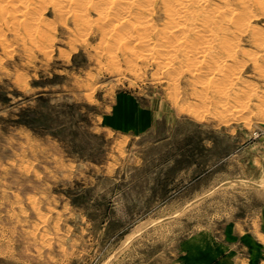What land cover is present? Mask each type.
<instances>
[{"label": "rangeland", "instance_id": "obj_1", "mask_svg": "<svg viewBox=\"0 0 264 264\" xmlns=\"http://www.w3.org/2000/svg\"><path fill=\"white\" fill-rule=\"evenodd\" d=\"M50 5L29 30L0 17V264H175L182 239L264 211V76L250 34L223 61L221 94L215 68L125 67L128 47L146 45L125 50ZM252 24L264 31L263 16Z\"/></svg>", "mask_w": 264, "mask_h": 264}, {"label": "bare ground", "instance_id": "obj_2", "mask_svg": "<svg viewBox=\"0 0 264 264\" xmlns=\"http://www.w3.org/2000/svg\"><path fill=\"white\" fill-rule=\"evenodd\" d=\"M0 1H1L0 11L2 12V13L0 12V17L1 15L3 16V13L11 14V17L15 19L14 21L15 25L17 22L16 20H19L18 21L19 23L20 21H23L25 23V29L28 26V24L26 25V23L29 24H31V22L33 23V19L35 18L34 16L37 15L36 13H38V11L41 12L40 9L45 8V6H47L48 4H51L53 5V7H55L54 10L55 9L58 10V12H60L61 14L66 13L67 15H72L73 18L72 21L75 23L74 26L86 28L93 26V24L98 25V29L102 33L100 37L101 36H104L105 38L111 37L112 41L114 40L116 41V43L119 42L120 46L123 47L125 50H127V47L129 45L126 44L129 42H131L132 45H137V44L146 45L145 49L141 52H138V50L134 49L133 46L128 47L129 49L127 52L128 53L132 52L133 57L131 60V58L128 59V57L126 56L128 63L126 64L127 66L124 65L125 67H128L129 65L130 68H132L131 66L135 65L136 61L145 60L146 62L147 61L151 62L159 58L160 60H162L163 63L162 66L165 68V70L168 73H170L171 70L172 73L173 72H176V74L180 73V71L177 72L179 68L176 69V67L181 63L177 64L176 63L177 61L184 62V64L186 63L188 70L193 73L205 74L208 70H211V68L212 69L215 68L218 70L219 73H221V75L218 78L216 77L211 78L212 80L211 86L215 87L216 90L219 91L218 93L221 94H224V91L221 89L222 87H220V85L223 84L225 80L224 78L226 77L227 73L228 74L230 73V70L227 69L228 65L224 64V62H226V60L234 61L236 55L238 53H241L243 49V47L242 48L240 47V43H241L240 40L243 38L244 35L250 34L249 36L253 39V42L256 44L258 49L257 51L250 53L252 51H250V48H248L249 49L248 55L250 56L251 60H253L254 62L255 66L254 65L253 66L258 68L257 71L260 72V73L258 72V74L262 75L259 76L261 77L264 76V50H263L264 31L254 29V26L252 24V20L255 17L258 16L264 17V0H217L218 2H212L211 0H0ZM53 7L51 8L53 9ZM90 11H94L96 13V18L94 17L95 19L90 18L89 16ZM157 13H160L162 15L161 17L162 22H160L161 21L160 19H159L160 21L158 22L161 24V26L160 24H158L159 27L155 23L156 21L154 19V17H156L155 14ZM36 18L37 20L39 18L43 19L42 16ZM42 22H45V20ZM3 24H7V23H3ZM34 25L36 24L34 23L31 26ZM10 26L8 28H10ZM41 27L44 28V26ZM31 28L33 30L35 29V27H31ZM85 28H83V30ZM32 29H30V31ZM37 29L35 31L36 33H37ZM131 30H133L135 33L130 32ZM28 33L30 36V37L28 36L29 38L35 36L33 32L30 33L28 31ZM42 33L43 32H41V35ZM37 34L38 35L36 36L39 37L40 34L39 33ZM47 36L46 38H48ZM29 40L30 42L34 41V39L33 40L29 39ZM44 43L45 42H43V44ZM112 44L114 47V43ZM112 44L110 45L112 46ZM110 45L108 44V47ZM117 45L118 44H116L115 46ZM111 46L107 48L108 50H106V54L108 55L109 53L107 51H110L109 55L114 59L116 58V62H117L118 53L114 52L115 50L111 51L114 49ZM121 47H119V49ZM124 52L126 54V51ZM122 53L120 52L119 56H122L124 54ZM131 55H129V57ZM107 59L108 61H110L109 57ZM129 62H134L135 64L132 63L130 65ZM116 64L119 65L118 62ZM113 66L115 67L116 65ZM120 67L121 66L119 65L118 68ZM184 67H185L184 70L186 69V71H188L186 66ZM230 67L231 65L228 68ZM116 69L117 68H115V70ZM126 69L128 68H124V70ZM215 69H213V71H216ZM137 70L139 71V69ZM115 72L117 74V71ZM139 73L140 72H138V74ZM222 75H224V78H222L223 77ZM171 76L170 79L172 78ZM231 76L234 77L233 74ZM173 79L174 78H172L171 80L172 83H173ZM201 89L205 90L206 85H203ZM230 108L232 109V106ZM239 108L238 109L236 108V111L239 112L240 111ZM236 111L234 113H236Z\"/></svg>", "mask_w": 264, "mask_h": 264}, {"label": "crops", "instance_id": "obj_3", "mask_svg": "<svg viewBox=\"0 0 264 264\" xmlns=\"http://www.w3.org/2000/svg\"><path fill=\"white\" fill-rule=\"evenodd\" d=\"M176 254L175 264H264V211L193 233L180 241Z\"/></svg>", "mask_w": 264, "mask_h": 264}]
</instances>
